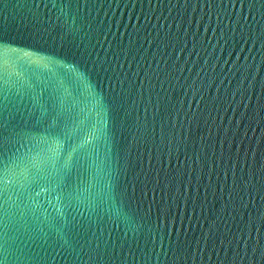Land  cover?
<instances>
[{"label":"water","instance_id":"95a60500","mask_svg":"<svg viewBox=\"0 0 264 264\" xmlns=\"http://www.w3.org/2000/svg\"><path fill=\"white\" fill-rule=\"evenodd\" d=\"M54 3L0 0L19 46L0 59V105L24 133L0 261L264 264L260 0ZM62 158L71 208L48 182Z\"/></svg>","mask_w":264,"mask_h":264},{"label":"snow or ice","instance_id":"6c2138e0","mask_svg":"<svg viewBox=\"0 0 264 264\" xmlns=\"http://www.w3.org/2000/svg\"><path fill=\"white\" fill-rule=\"evenodd\" d=\"M63 4L64 0H55L54 6L62 7ZM260 6L262 11H264V0H260ZM253 7H255V0H253ZM14 45L15 41L6 34V29L0 28V59L5 58V53L14 51ZM15 47L18 48L19 46L15 45ZM5 112L6 108L0 105V198H4L7 195L8 185L4 181L12 171V165L15 164V161L8 155L11 151L13 137H22L24 135L19 125L12 120L3 118ZM45 122L47 123V131L50 138H55L62 131L60 118L55 113H49ZM57 167V176L49 178L48 182L49 184L55 183L66 206L71 208L73 199L69 189L72 185V165L62 158L57 162ZM5 203H7L6 200ZM0 264H3V262L0 261Z\"/></svg>","mask_w":264,"mask_h":264}]
</instances>
